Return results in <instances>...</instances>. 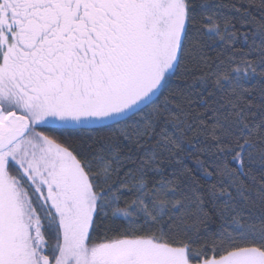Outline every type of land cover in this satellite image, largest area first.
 Instances as JSON below:
<instances>
[{"label": "snow or ice", "instance_id": "obj_1", "mask_svg": "<svg viewBox=\"0 0 264 264\" xmlns=\"http://www.w3.org/2000/svg\"><path fill=\"white\" fill-rule=\"evenodd\" d=\"M0 264H264V0H0Z\"/></svg>", "mask_w": 264, "mask_h": 264}]
</instances>
